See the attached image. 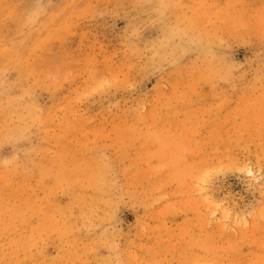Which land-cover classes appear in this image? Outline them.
Segmentation results:
<instances>
[{"label": "rangeland", "instance_id": "1", "mask_svg": "<svg viewBox=\"0 0 264 264\" xmlns=\"http://www.w3.org/2000/svg\"><path fill=\"white\" fill-rule=\"evenodd\" d=\"M0 264H264V0H0Z\"/></svg>", "mask_w": 264, "mask_h": 264}]
</instances>
